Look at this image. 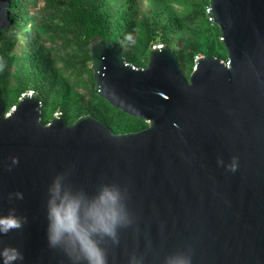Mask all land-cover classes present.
Wrapping results in <instances>:
<instances>
[{"label": "water", "instance_id": "obj_1", "mask_svg": "<svg viewBox=\"0 0 264 264\" xmlns=\"http://www.w3.org/2000/svg\"><path fill=\"white\" fill-rule=\"evenodd\" d=\"M10 8L0 0V35ZM208 13L227 58L198 57L188 78L167 46L135 67L119 45L88 41L95 93L145 121L140 130L114 133L90 114L43 123L37 94L6 110L0 93V211L26 218L0 242L18 246L24 264H67L46 240L57 174L88 193L102 183L124 190L132 223L118 243L105 241L109 264L132 254L162 264L177 248L193 264H264V0H209ZM234 157L235 172L226 167ZM17 192L22 200L8 199Z\"/></svg>", "mask_w": 264, "mask_h": 264}, {"label": "trees", "instance_id": "obj_2", "mask_svg": "<svg viewBox=\"0 0 264 264\" xmlns=\"http://www.w3.org/2000/svg\"><path fill=\"white\" fill-rule=\"evenodd\" d=\"M9 18L13 20L10 27L0 35V87L1 95L7 91L8 97H1L6 110L10 109L14 100L28 87L37 94L41 100L43 111H54L60 108L67 123L72 118L76 120L83 115H93L103 121L114 133L120 131L140 130L144 122L140 119L129 117L127 114L113 108L107 101L100 98L94 91V84L90 89L89 103L79 102L77 105L74 97L70 95L71 88H61L67 84L63 71L54 67L51 56L53 51L63 52L72 46L78 50L77 60L80 71L89 69L90 56L86 49L88 41L101 36L121 47L122 56L128 63L133 64L132 56L128 55L131 38L137 34L138 22L144 10V1L148 3V14L145 19L152 23L148 30L145 43L149 40L156 45L160 35L161 41L167 42L176 35L178 42L183 45V52L178 53L169 43L167 46L178 57L179 66L184 69L186 62H191L194 55L215 56L225 60L226 49L220 41L218 27L211 23L209 0H201L199 9H189L169 12V4L179 0H9ZM186 1V0H184ZM42 2L41 12L38 14L34 8ZM164 4V6L161 5ZM27 41L28 58L27 66L21 67L26 77L18 80L12 86L8 80L7 69L12 64H17L15 54L8 52L9 42L14 34ZM15 42L18 38L15 37ZM50 41L55 47L45 46L44 41ZM14 44V41H12ZM146 45V44H145ZM187 59V60H186ZM21 66V65H20ZM59 85V88H58ZM6 89V90H5ZM76 95V94H75ZM74 98V99H73ZM77 98V96H76ZM44 118L47 114H43ZM43 123H47L43 121Z\"/></svg>", "mask_w": 264, "mask_h": 264}, {"label": "clouds", "instance_id": "obj_3", "mask_svg": "<svg viewBox=\"0 0 264 264\" xmlns=\"http://www.w3.org/2000/svg\"><path fill=\"white\" fill-rule=\"evenodd\" d=\"M11 161L12 165L19 163L16 157ZM237 164L234 157L226 167L235 172ZM13 197L22 200L23 194H9L8 199ZM45 216L48 247L62 253L67 264H109L105 241L118 243L119 231L132 223L125 192L119 184L102 183L88 193L65 183L62 174H57L49 185ZM24 223L26 218L19 216L14 207L0 211V241L19 231ZM0 264H24V254L18 246L0 242ZM129 264H144V258L132 254ZM162 264L193 261L188 251L177 248L163 257Z\"/></svg>", "mask_w": 264, "mask_h": 264}, {"label": "rangeland", "instance_id": "obj_4", "mask_svg": "<svg viewBox=\"0 0 264 264\" xmlns=\"http://www.w3.org/2000/svg\"><path fill=\"white\" fill-rule=\"evenodd\" d=\"M202 3L204 2L201 0H186V1L179 0L177 2H171L169 4V12L178 11V9L182 10L184 7L196 10V9H199L200 6H202ZM161 5L164 6L163 3H161ZM41 6H42V2L40 3L38 2L37 7L34 8L38 14L41 12L40 11ZM203 6H205V3L203 4ZM143 8L144 10L141 15V20L140 22H138L137 34L131 38L132 40L135 39V42L134 44L133 42L131 43L129 47L130 50L128 52V55L132 56L131 57L133 58L132 60L135 61L136 67L146 66L147 61H148L149 51L154 46V41L149 40L147 43H145L146 38H147V32L148 30L152 29L153 25L152 23L149 24L148 21L145 19V16L148 14V3L146 1H144ZM15 37L18 38L17 42H15L14 40ZM156 39H158L156 45H158L159 43L161 44V42L163 45H167L169 43L170 45L173 46V48L177 49L178 53L183 52V49H184L183 45L181 44V42H178V38L176 35H173L172 37H170V39L167 42L161 41L160 35H157ZM12 41H14V44L12 43ZM9 42H11V44L8 45V47H10L8 52L11 54H15L17 64L13 63L12 66H10L7 69V71L9 72L8 73L9 76H7L5 80H8L10 85L15 86L18 84V80L26 77L21 67H23V64L24 66H27V64H29L30 62V59L28 58L27 53H25V51L28 50V47L26 45L27 41H25L24 38L20 37L18 33L14 34V37ZM1 44L2 42L0 43V45ZM44 45L55 47L53 43L51 44V42L47 40L44 41ZM78 55H79L78 50L75 48H72V46L65 48V51L63 52L56 53L55 51H53L51 53V56L54 62V67H56L60 71H63V75L65 76L68 82L67 84H62L61 88L68 87V86L71 88L70 95L75 98V99L73 98L74 101L76 102L75 105H77L79 102L89 103L90 89L92 87V84H94L93 71L91 69V62H90L88 70H85L83 72L78 70L77 69L79 68V63L77 60ZM201 56L202 54L194 55V58L192 59L191 62L185 63V67L184 69H182V71L186 78L189 77L194 67L195 59ZM58 88H59V85H58ZM26 92L27 93L33 92V90L32 88L28 87L23 92H21L19 96H17L16 99L11 100L7 98V101H11L9 108L14 107L19 101L20 96ZM0 93H1V87H0ZM3 95L5 97L6 96L8 97L7 91ZM3 95H1V97H3ZM62 113L63 111L60 108H57L52 112L51 111L47 112L45 110L43 111V108H41V120L46 121L48 123L54 115L62 114ZM43 114H47L45 118L43 117L45 116ZM71 120H73L71 121V123L75 121L73 118ZM143 122H144L143 124L144 127H146L147 123L145 121ZM131 131H136V130L120 131V132H131Z\"/></svg>", "mask_w": 264, "mask_h": 264}, {"label": "built area", "instance_id": "obj_5", "mask_svg": "<svg viewBox=\"0 0 264 264\" xmlns=\"http://www.w3.org/2000/svg\"><path fill=\"white\" fill-rule=\"evenodd\" d=\"M160 46H162V45H159V44H158V45H154L153 48H155V47H160ZM196 59H197V58H196ZM12 108H13V107H11L10 110H11Z\"/></svg>", "mask_w": 264, "mask_h": 264}]
</instances>
